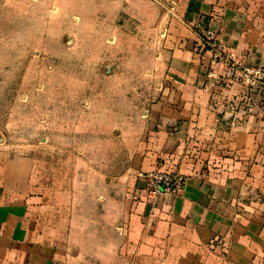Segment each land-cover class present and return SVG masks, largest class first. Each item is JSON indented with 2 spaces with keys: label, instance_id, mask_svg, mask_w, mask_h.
<instances>
[{
  "label": "rangeland",
  "instance_id": "rangeland-1",
  "mask_svg": "<svg viewBox=\"0 0 264 264\" xmlns=\"http://www.w3.org/2000/svg\"><path fill=\"white\" fill-rule=\"evenodd\" d=\"M149 2L0 0V166L29 160L30 226L44 254L65 264H133L117 246L138 179L151 194L184 185L178 173L138 169L159 127L150 117L165 97L174 45ZM230 52L252 71L224 79L208 52L206 75L239 85L244 110L264 101V69ZM151 175L183 184L153 192Z\"/></svg>",
  "mask_w": 264,
  "mask_h": 264
},
{
  "label": "crops",
  "instance_id": "crops-1",
  "mask_svg": "<svg viewBox=\"0 0 264 264\" xmlns=\"http://www.w3.org/2000/svg\"><path fill=\"white\" fill-rule=\"evenodd\" d=\"M150 3L174 45L165 97L150 117L159 127L138 169L178 173L184 185L151 194L139 178L117 249L132 252L133 264H264V101L242 110L245 92L208 80L201 47L208 29L264 69V0ZM29 165L0 166V264H65L44 254L30 226Z\"/></svg>",
  "mask_w": 264,
  "mask_h": 264
},
{
  "label": "built area",
  "instance_id": "built-area-1",
  "mask_svg": "<svg viewBox=\"0 0 264 264\" xmlns=\"http://www.w3.org/2000/svg\"><path fill=\"white\" fill-rule=\"evenodd\" d=\"M201 42H203L207 48V51L210 52L211 61H210V70L213 72L217 71V67L222 65L225 67V72H223L224 79H228V77H237V68L240 67L241 71L247 73L252 70L246 65L237 66L234 54L228 50H225L220 41L217 40L216 34L210 30H204L201 36ZM154 175V174H153ZM151 175L149 178V186L153 192H159L162 189L163 184H167L171 186V190L175 191L181 188L183 182L181 178H170L166 177L165 179H161L159 176ZM155 177V178H154Z\"/></svg>",
  "mask_w": 264,
  "mask_h": 264
}]
</instances>
